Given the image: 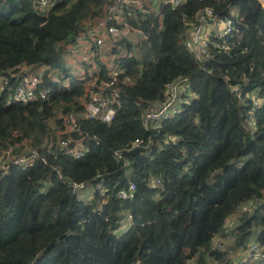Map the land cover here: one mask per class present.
I'll use <instances>...</instances> for the list:
<instances>
[{
    "label": "trees",
    "instance_id": "1",
    "mask_svg": "<svg viewBox=\"0 0 264 264\" xmlns=\"http://www.w3.org/2000/svg\"><path fill=\"white\" fill-rule=\"evenodd\" d=\"M110 1L59 0L40 14L34 0H0V78L14 83L26 73L43 81L87 76L73 77L67 88L52 86L48 100L27 104H7L8 90L0 89V154L37 149L47 159L0 172V264L230 261L234 256L215 250L213 242L227 237L224 225L236 215L229 248L243 249L255 233L264 244V103L253 113L256 129L245 127L252 91L264 99V7L259 0H185L175 9L162 3L160 15L129 17L146 34L141 55L127 40L119 43L132 54L122 61L124 76L134 83L121 84L112 122L79 116L80 130L72 131L65 116L83 112L89 72L97 67L87 62L77 72L70 56ZM205 7L231 18L236 31L213 36L208 55L198 60L185 38ZM98 64L106 79L104 64ZM184 77L190 82L177 110L160 126L147 127V107L166 100L168 85ZM69 137L86 144L82 157L51 145ZM136 139L143 142L130 148ZM117 149L124 151L122 159L114 156ZM155 178L161 180L158 188L152 186ZM70 180L87 183L83 194L100 183L105 193L95 190L87 204ZM131 181L134 197L119 198ZM250 199L257 201L254 211L241 212Z\"/></svg>",
    "mask_w": 264,
    "mask_h": 264
},
{
    "label": "built area",
    "instance_id": "2",
    "mask_svg": "<svg viewBox=\"0 0 264 264\" xmlns=\"http://www.w3.org/2000/svg\"><path fill=\"white\" fill-rule=\"evenodd\" d=\"M59 0H34L37 12L45 14L52 9ZM185 0H156L155 8H149V2L144 0H111L105 8L104 15L95 21L94 26L89 29L86 34L81 35L82 39L92 41L86 48V53L90 58L89 62L96 66V58L104 60V66L107 72V78H100L101 69L89 72L90 81L88 80V96L82 113H69L65 116V121L72 131L80 130L78 118L82 116L89 120H100L105 123H110L116 116L117 104L121 96V84L134 83L133 77L125 75V68L122 59L132 54H129L119 43L126 40L130 33L139 31L144 39V34L140 29L133 27L128 18L137 15L139 12L147 14L155 12L161 14V4H169L173 9L181 5ZM203 1V0H199ZM264 7V0H259ZM236 31L235 25L231 18L220 17L215 14L213 8L205 7L201 10L194 21L187 26V36L185 45L187 49L198 59H204L209 53L211 39L213 36L225 38L232 32ZM77 47V43L75 45ZM74 47V48H75ZM117 47L118 53L113 49ZM20 74V73H18ZM18 74L11 73L10 76L15 78ZM73 77L77 79H86V73L79 75L55 76L48 81H43L41 75L21 74L15 78L14 83L8 76L0 78V89H7L5 98L7 104L13 103H30L37 100H48L52 94V86L69 87ZM122 79V82L120 80ZM189 79L178 78L168 85V96L164 101H156L151 103L144 113V123L147 127L160 126V123L168 119L174 111L177 110L176 105L179 100V95L182 91L186 92L189 86ZM239 98L242 97L238 87H233ZM260 91H252L251 99L252 106L245 118V127L254 131L257 122L253 113L264 103V99L259 95ZM143 140L136 139L130 148L138 147ZM51 145H59L68 155L78 159L87 151L86 144L81 140H73L71 137L62 139L60 142H53ZM54 146V147H55ZM116 158L122 159L124 151L117 149L113 151ZM47 163L46 156L37 149H32L30 152L22 154H13V150L9 149L0 154V172L4 174L11 167L17 166L27 168L36 162ZM60 179L63 178L62 173L55 168ZM74 194L87 204H90L95 197V190H98L101 195H104L105 188L102 183L93 186L91 190L83 194L87 188V183L69 181ZM161 184L159 178H155L152 182L154 188H158ZM137 186L131 181L128 185L118 192V197L124 200H131L134 197ZM83 194V195H82ZM257 206L255 199H250L241 205L240 211L251 213ZM238 215L229 217L224 225V231L227 234L226 238L218 237L213 242V248L222 252H228L230 256H234L229 261L214 260L213 264H264V244L258 238V233H255L247 241L243 249H239L237 253H232L234 250L229 248L230 242L234 236L230 231L238 223ZM133 215L130 212L126 213L125 222H130Z\"/></svg>",
    "mask_w": 264,
    "mask_h": 264
},
{
    "label": "crops",
    "instance_id": "3",
    "mask_svg": "<svg viewBox=\"0 0 264 264\" xmlns=\"http://www.w3.org/2000/svg\"><path fill=\"white\" fill-rule=\"evenodd\" d=\"M144 1H148L149 3L151 2V0H144ZM128 36L129 37L126 40L135 46V48H134L135 53H137V55H139V54L141 55L142 45H143L142 41H144V38L142 37L141 33L137 30V31H134L133 33H130ZM91 43H92V41H88L86 39L81 38L78 40L77 47L74 46L75 51L70 56V58H71V66H72V64H76L75 66H77V67L72 66L75 71H77V72L82 71L81 66H84L85 63L89 62L88 58H90V57L86 53V48ZM77 52H81L84 59H86L83 63H81V61L79 60V56H81V55L80 54L76 55ZM95 62H96V66H94V67H97V69H99V67H100L98 62H102L104 64V60H101L100 58H96Z\"/></svg>",
    "mask_w": 264,
    "mask_h": 264
},
{
    "label": "rangeland",
    "instance_id": "4",
    "mask_svg": "<svg viewBox=\"0 0 264 264\" xmlns=\"http://www.w3.org/2000/svg\"><path fill=\"white\" fill-rule=\"evenodd\" d=\"M155 5H156V0H151V2L149 3V8H155ZM81 39V38H80ZM141 47V46H140ZM134 48H135V46H134ZM138 52V51H137ZM81 55V56H79V60L81 61V63H83L86 59H84V57L82 56V54H81V52H77L76 53V55ZM75 55V56H76ZM140 55V54H139ZM76 64H72V66L73 67H77V66H75ZM239 251V249H237V250H234L232 253H237ZM192 264H195V262H193Z\"/></svg>",
    "mask_w": 264,
    "mask_h": 264
}]
</instances>
